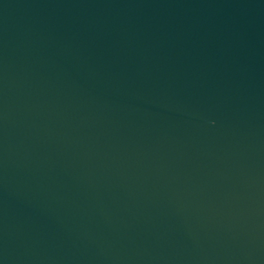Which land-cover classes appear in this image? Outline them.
Returning <instances> with one entry per match:
<instances>
[{
	"label": "water",
	"instance_id": "water-1",
	"mask_svg": "<svg viewBox=\"0 0 264 264\" xmlns=\"http://www.w3.org/2000/svg\"><path fill=\"white\" fill-rule=\"evenodd\" d=\"M0 264H264V0H0Z\"/></svg>",
	"mask_w": 264,
	"mask_h": 264
}]
</instances>
